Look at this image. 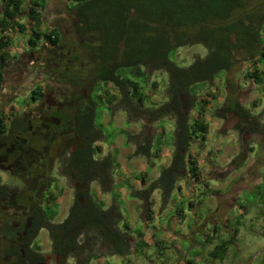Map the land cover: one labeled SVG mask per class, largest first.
Wrapping results in <instances>:
<instances>
[{
	"label": "trees",
	"instance_id": "trees-1",
	"mask_svg": "<svg viewBox=\"0 0 264 264\" xmlns=\"http://www.w3.org/2000/svg\"><path fill=\"white\" fill-rule=\"evenodd\" d=\"M251 1L73 0L79 35H93L99 41L98 58L103 66L100 80L105 87L108 84L111 86L103 90L106 96L111 97L107 102L119 99V103L112 107L129 111L136 119L143 116L151 122L172 119L175 131L170 165L162 169L157 180L130 195L140 199L144 206H150V196L156 190L160 193L162 203L168 202L175 184L186 174L198 180L197 163L189 154V149L193 143L199 146L205 143L208 125L201 117L206 101H202L197 116L190 117L197 103L194 86L197 83L210 84L219 72L231 70L234 64L233 50L250 51L259 44L260 31L255 28L259 20L250 15ZM23 2L0 0V85L2 71L10 59L4 52L9 47V38L5 34L14 27L20 30L24 28L15 21L16 17L22 15ZM44 3V0H28L27 18L36 30L30 29L28 43L32 47L41 36L51 46H56L60 40L54 29L40 32L42 15L39 9L44 7ZM245 19L249 22L246 26L243 25ZM193 45H201L207 50L204 58L195 59L188 67H179L170 59L174 49ZM259 55L260 58L253 60L249 71L243 75L244 81L251 80L257 85L262 82L258 66L264 59V52L260 51ZM156 71H163L168 76L167 101L157 107L147 108L148 95L141 90L147 88V75ZM130 75L140 82L130 79ZM156 86L157 83H152L151 91ZM36 90L32 95H39V88ZM109 91L118 93L110 94ZM107 108L110 110V107ZM220 110L222 113L235 114L241 124L250 118L249 111L235 101L228 100ZM96 114V111L89 114L83 123L86 129L80 134L85 138L84 146L71 153V158L61 165L65 176L84 184L85 188L76 189L73 204L59 224L52 222L56 211L48 206L47 222L42 223L35 233L47 231L51 253L60 258L57 264H91L98 257L97 244L110 249L113 255L125 256L129 252L128 234L116 227L121 221L118 207L112 204L103 209L90 191V185L97 183L103 192H110L111 172L115 166L110 156L95 159L100 149L94 145L101 136V131L96 130ZM3 118H0V124ZM252 130L257 131L254 128ZM127 136L129 139L135 138ZM144 142L143 146H137L135 155L149 154L150 142ZM80 197L84 200L79 201ZM53 199L52 194L50 202ZM236 232L234 230V234ZM25 254L31 256L28 251ZM43 263V256L39 254H32L29 263L25 261V264Z\"/></svg>",
	"mask_w": 264,
	"mask_h": 264
},
{
	"label": "flooded vegetation",
	"instance_id": "flooded-vegetation-1",
	"mask_svg": "<svg viewBox=\"0 0 264 264\" xmlns=\"http://www.w3.org/2000/svg\"><path fill=\"white\" fill-rule=\"evenodd\" d=\"M69 24L71 31L64 35L73 34V45L61 43L66 37L59 36L56 46L47 45L37 53L35 42L2 73L6 85L1 83L0 90L6 87L14 97L9 102L0 92V118L4 117L0 124V264L29 263L32 254L42 255L47 264V256L36 250L41 230L35 233L47 222L50 197L60 182L73 183V201L75 192L85 188L65 176L61 165L84 146L83 123L97 106L91 95L110 84L105 87L100 80L103 66L97 38L79 35L76 11ZM38 88L39 95H32ZM50 257L55 256L50 252Z\"/></svg>",
	"mask_w": 264,
	"mask_h": 264
},
{
	"label": "rangeland",
	"instance_id": "rangeland-1",
	"mask_svg": "<svg viewBox=\"0 0 264 264\" xmlns=\"http://www.w3.org/2000/svg\"><path fill=\"white\" fill-rule=\"evenodd\" d=\"M33 1L36 2L40 0H33ZM44 1H45L44 7L39 9L42 15L40 20L41 25L39 28L40 32L46 33L49 30L54 29L58 32L61 38L62 36L66 37L65 39L62 40L61 43L65 42L68 45H73L74 44L73 34L69 33L67 35H64L65 31H69V32L71 31L69 21L71 17L74 16V11H75L73 0H44ZM260 1L262 0H252L251 9L249 10V12H251L250 15L255 14V12L257 13L256 18L257 20H259V22L257 25L258 27L256 26L255 28H257L260 31L259 44L258 45L255 44V46L257 45L256 48H253L250 51L245 49L244 50L235 49L232 52L234 64L231 70L227 72L226 79L229 80V82H231L232 84V85H228L227 89L233 91V95L239 91L237 90L236 87L237 81L239 79L240 80L243 79V75L247 71H249V68L252 65L251 62L255 59H259L260 58L259 52L264 50V5L262 3L261 5L258 6V3ZM27 4H28V0H24L21 8V10L23 11L22 15L16 17L15 19V21H17V23L23 26L24 28L20 30L18 29V27H14V29L10 30L5 34L9 38V47L7 50L10 51L11 58L5 65L2 73L6 69H9L7 67L8 64L10 65V62L12 60L20 57L19 54L23 50H25V48L29 45L28 39L31 37L30 29L35 30V28L31 26L32 23L27 18L28 15ZM260 14L261 16H259ZM248 23L249 22L245 19L243 25L246 26ZM39 38L40 39L36 41L37 43L36 48L38 47L36 52L42 53V49L45 46H47L48 43L45 41V39L42 36ZM206 53L207 50L201 45L186 46L183 48L174 49L171 53L172 55L170 56V59L173 62H175L179 67H188L195 59L204 58ZM24 60H26V57L24 58ZM261 64L264 65L263 59H261V63L259 64L260 68H261ZM163 73H164L163 71H156L148 74L147 88L141 90V92L143 91L142 93L147 94L148 96L150 95L151 97H153V99H156L158 103L163 101L164 97H166V101H167L166 89H167L168 76L166 73L164 74ZM224 75L225 72H219L217 77L218 79L221 77L223 78ZM130 79H133L136 82H140L138 78L134 79L133 76H131ZM4 80L5 78L3 79L2 84L6 85V82ZM152 80L155 81V83H157L156 89L154 90V92L155 91L157 92L155 96H153V91H151L150 88ZM243 82L245 83L244 84L245 90L240 92L241 100L243 102L250 99L253 93L257 92L261 96V85H259L258 88L254 90V88H252V85L254 83L253 81L245 80ZM204 85H205L204 83H197L194 86V89L196 90V92H198L204 87ZM110 87L111 86H109V88ZM19 89H21V87ZM104 89L105 88L103 86L96 88L95 93H93L91 97L93 98L94 103L97 105L95 108V111L97 112L95 118V124H97L96 130L101 131L100 139H103L104 136L106 142L110 143L112 142L113 137L118 134L119 129L118 128L115 129V126H118L119 128L120 126H123L126 128L129 125V123L127 121L120 122L122 121V119H124L122 118L123 117L122 115H124L125 113L123 114L122 112H127V111H123L120 108L114 109L112 105L119 103V99H117V101L112 100L110 102H107V100L111 99V97L105 95V93L102 91ZM23 91H27V89L24 88ZM0 92H2L1 95L3 99L5 98L10 99L9 102L14 97V95L11 94V90L6 89V87H2ZM109 93L113 94L118 92L114 91L112 93L111 91H109ZM102 96H103V102H101ZM17 102H19V105H22L21 101H17ZM261 102L259 104V110L255 114L254 120L252 119L250 120L251 122L253 121L252 123H250V125H252L250 130L254 128L257 131L254 132L253 130H251V132H246V133L243 131L241 133L238 131L236 132V130H239L241 127L240 128L236 127L235 125L236 120L232 121L228 119L227 120L228 123L232 122V124H234V129H233L234 133H231L232 131L231 132L228 131V134L225 135L224 137H218V135L212 132L211 130L208 133L207 148L209 150H212V152H214L216 148L223 149L225 148V145H229V144L233 145L231 144V142L235 140L236 137L235 134L238 137L236 141L239 147L238 151L240 152L244 151V153L247 154L246 149L252 144L254 147V150L249 155L250 158L247 159V161H245L246 163L245 164L240 163L239 168L233 171L234 173H236V175H240L241 178H239V176L237 178H233L231 172L225 174L224 184L226 183L227 185L226 187L222 186L221 188H219L220 181L210 179L209 178L210 176L209 175L207 176V173H205L204 178H206L207 182L210 185L215 187L214 190L216 191L217 188L218 190H220L219 192H215L214 194L227 197L223 201L222 198L218 199L219 202L221 203L219 204L220 210H217V212L218 211L219 212L216 214L213 213V210L211 209L212 202L208 201L207 196H205L206 191L201 187H197L196 190L193 192V194H191L188 197H185V194L183 195V197H178V202L174 204L173 208L164 211L166 215L165 216L166 222H168L172 216L173 217L175 216L176 210H182V212H184L185 219L181 222L178 221L175 224H173L172 221H170L169 228L171 229L172 232L175 233L176 239H179L178 241L182 245V249L186 250V247H189L188 245L191 244L192 241H196L197 243H199V246H197L196 249L198 250V256L201 259V264H264V97L261 98ZM110 103L112 104L109 105ZM145 106L147 108L150 107L147 106V104H145ZM107 107H110V110H108ZM8 109L9 107H6L5 111H7ZM114 115L115 117H113ZM141 118H142L141 121H144L146 123V124L144 122H143L144 124L139 123V125L144 128V133L151 134L150 131L147 129L150 128V124H151L150 120L144 116ZM166 120L172 122V119L166 118ZM108 121L110 122V124L108 123ZM208 121H209V117H207V122ZM100 122L101 124H105V125L104 126L100 125ZM132 125L133 124H131V126ZM161 125L162 123H159L154 130L158 131V129H162ZM167 126L168 128L165 129L163 128L162 132H160L159 130V132L154 134L152 137L153 148L155 151L157 149L160 150L161 147L166 148V146L171 145L172 140L174 139V131H175L174 127L170 128L169 125ZM128 129H130V126L128 127ZM123 130L124 131H121L122 136H127L128 132H126L125 129ZM128 131L132 132L134 130L133 128H131ZM122 136L120 137V139L123 138ZM133 140L134 139H131L130 141ZM126 141L130 142L129 139L128 140L126 139ZM229 141L231 142L229 143ZM124 142L123 145H127ZM102 145H105V142H103ZM233 147H235V145H233ZM117 154H118L117 149L111 150V157L117 156ZM238 157L240 158V156ZM235 162L238 163V160ZM227 169L225 168L224 171H226ZM242 169H244V172H246L247 176L246 178L244 176V180L240 181L243 178L241 175ZM222 173H223L222 170L218 171L217 176H219ZM60 183L63 184L60 185V187H62L63 189V195L66 196L68 190L73 192L74 189L73 183L67 181ZM183 184L186 185L185 181L182 179L179 182V185H183ZM95 187L99 189V185L97 183H92L90 185L91 193L95 189ZM189 201L196 205L195 206L196 210L195 212H192V214L189 213V209L187 206V202ZM71 205L70 204L65 205L64 209L66 208L68 212V209L70 208ZM243 210L245 211V214L242 215L241 211ZM60 215H62V213H59L58 217ZM226 218H228V222L225 225L224 220ZM196 221H199L198 231L193 232L192 228L194 227L195 225L194 222ZM214 227L219 231H213ZM133 229H135L134 231L137 234L140 232V228L138 227H134ZM234 230L237 231L236 234H234ZM43 233H46L44 234L45 235L44 237H43ZM180 235H187L185 238H183L184 241L183 240L181 241ZM162 236L163 235L159 234L156 237L161 238ZM38 237L39 238H37L36 243L40 242L38 243V245L40 247L42 246L40 248L43 250L42 254L45 255V253H47L46 254L47 259L50 260L49 262H47V264H56V261L50 258V252L49 250H47L50 248L49 245L50 240L47 231L42 230L41 233L38 235ZM41 238H43L44 240ZM206 238H207V242L210 243L212 242L213 239H215L214 242H217V245L220 246L221 248L216 249L215 247H218L216 245L211 247L210 245L204 246L208 244L205 241ZM105 250H106L105 253L110 254V249H106V247L102 244H97L96 254L98 255L99 258L102 253L105 254L104 253ZM152 250L156 252V247L154 245H152ZM58 259L60 260L59 257ZM158 264H161V262H158Z\"/></svg>",
	"mask_w": 264,
	"mask_h": 264
},
{
	"label": "crops",
	"instance_id": "crops-1",
	"mask_svg": "<svg viewBox=\"0 0 264 264\" xmlns=\"http://www.w3.org/2000/svg\"><path fill=\"white\" fill-rule=\"evenodd\" d=\"M4 52H6L9 58H11L9 50L6 49ZM258 70L261 73L262 79L261 96L257 92L253 93L250 99L246 100L245 102L241 100L240 94L241 91L245 90V83L243 82L244 80L239 79L237 81L236 87L239 91L233 95V91L227 89L228 85H232L231 82L226 79L227 72H225L223 78L221 77L218 79L217 77L212 83L204 85V87L197 92V103L195 105V108L190 112V117H196L198 110L201 107L202 101H206L207 104L202 110L203 112H201V117L208 125L205 143L202 146H199L197 143H193L189 149V154H191L192 158L197 163L196 166L198 168L199 177L197 181H195V179H193L189 174H186L184 177H182L186 185H179L180 181H178L175 184V189L171 193L168 202L166 203H162L160 193L157 190L151 194L150 206L147 207L142 204V201L140 199L133 198L130 195L132 192H138L145 189L149 184L157 180L162 169L167 168L170 165L171 156L173 153L172 145H168L166 146V148L161 147L160 150L157 149L155 151L153 148L152 137L154 134L159 132V130L160 132H162L163 128H168L167 125H169L170 128H173V122H170L166 119L161 122L150 121V128H147L151 133L149 134L144 133V128L139 125V123H145L144 121H141L142 118L136 119L132 114L128 113V111L122 112L123 114H125L122 115L123 117L121 116L124 119H122V121L120 122L127 121L129 125L126 128L120 126L121 129L118 126H115V129L118 128L119 130L118 134L113 137L112 142L107 143L106 139H104L103 136V139H100L95 143V147L97 146L100 149L99 153L97 154L98 157L96 155L95 159H102L104 157L110 156V158L114 159L115 166L111 172L112 190L110 192H103L100 185L98 184L100 190L95 187L94 190L92 189V193L94 194V199L103 209H107L109 206H111V204H115L118 207L121 214V221L116 225V227L121 232H127V244L129 247V252L125 256H118L111 253L107 254L105 253V250V254L102 253L100 258L97 257V259L94 260L91 264H158V262H161V264H201V259L199 258L198 250L196 249L197 246H199V243H197L196 241H192L191 244L188 245L189 247H186V250H184L182 249V245L178 241L179 239H176L175 233L172 232L169 228L170 221L175 224L178 221L181 222L185 219L184 212H182V210H176L175 216H172L170 220L166 222V215L164 211L167 209H172L174 204L178 202V197H183L184 194L185 197H188L193 194L197 187H201L205 189V196H207L208 201L212 202L211 209L213 210V213L216 214L219 212H217V210H220L219 204L221 203L218 199L222 198L223 201L227 197L214 194L215 192H219L220 190H218L217 187V190H214L215 187L210 185L207 182L206 178H204L205 173H207V176H210V179L220 181L219 188H221L222 186L226 187V183L224 184L225 174L231 172L233 178H237L238 176L239 178H241L240 175H236V173H234L233 171L239 168L240 163H246L245 161L250 158L249 155L254 150V147L253 144L250 145L246 149L247 154H245L244 151H238L239 147L236 143L238 137L235 134V140L232 142L229 141V143L231 142V144L235 145V147L229 144L225 145V148L223 149L216 148L214 152H212V150H209L207 148L208 133L211 130L212 132L217 134L218 137H224L228 134V131H232L231 133H234V124H232V122L228 123V119L232 121L236 120V127H241L239 130H236V132H251L252 129L250 130V128L252 127V125H250V123H252L253 121L251 122L250 120H254L255 114L259 110L261 98L264 97V65L261 64V68L259 65ZM154 82L155 81L152 80L151 84ZM253 85L252 88H254V90H256L259 86L255 83H253ZM156 94L157 92L153 91V96H155ZM228 100L239 103L244 107V109L249 111V121L245 123L243 122L244 124H241L239 117L235 114L231 112L222 113L220 109ZM165 101L166 97H164L163 101L158 103L156 99H153V97L149 95L146 100V104L150 107H157L159 106V104L164 103ZM113 117H115V115ZM207 117H209L208 122ZM108 123L110 124L109 121ZM159 123H162V129H158V131L154 130ZM131 124H133L134 126H131ZM100 125L104 126L105 124H101L100 122ZM129 126L130 129L133 128L134 131H128L130 130L128 129ZM123 129L128 132V135L130 137H135L133 141H130L131 139H129L128 136H122L121 131H124ZM121 136L123 137L122 139H120ZM126 139H129L130 142L126 141ZM145 140H148L150 142L149 154L146 155L145 153L144 155H135L134 152L136 148H138L137 146H143ZM103 142H105V145H102ZM123 142L128 146L123 145ZM114 149L118 150V154L117 156L111 157V150ZM238 156H240V158ZM237 160L238 163L235 162ZM218 162L221 164H219ZM225 168L229 169L224 171ZM221 170L223 171V173L217 176V172ZM241 175L243 178L240 181H243L244 176L245 178L247 176L246 172H244V169H242ZM60 185L63 184L59 183V187L54 191V199L48 205L56 211V214L52 220V222L55 224L63 222V220L66 218L68 212L66 208L64 209V206L67 204L71 205L73 203V192L68 190L66 193L67 195H63V189L62 187H60ZM187 206L189 209V213L192 214V212H195V204L189 201L187 202ZM59 213H62V215L58 217ZM241 214H245V211H241ZM227 222L228 218L224 220L225 225L227 224ZM194 224L195 225L192 228V231L196 232L198 231L199 221L194 222ZM134 227L140 228V232L138 234L135 233V229H133ZM41 231L39 232V234L41 233ZM213 231L219 230L214 227ZM44 234L46 233H43V237L45 236ZM159 234L163 236L161 238L156 237ZM186 236L187 235H180L181 241ZM205 241L207 242V238L205 239ZM214 241L215 239H213L211 243L207 242L208 244L204 246H218L217 242ZM152 245L156 247V252L152 250ZM41 247H36V250L40 253L43 252V250L40 249ZM47 250L51 252L50 248ZM46 254L47 253H45V256ZM53 260L56 261V264L59 261L57 256H55Z\"/></svg>",
	"mask_w": 264,
	"mask_h": 264
}]
</instances>
